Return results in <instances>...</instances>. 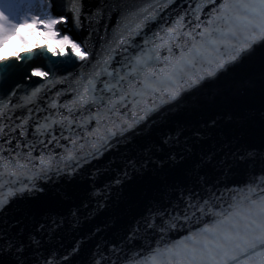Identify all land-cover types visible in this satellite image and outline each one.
<instances>
[{"label":"water","instance_id":"95a60500","mask_svg":"<svg viewBox=\"0 0 264 264\" xmlns=\"http://www.w3.org/2000/svg\"><path fill=\"white\" fill-rule=\"evenodd\" d=\"M104 2L87 0V7L95 11ZM124 2L141 7L151 3L158 7V16L144 29L151 38L153 33L163 35L161 29L171 27L178 15L186 13L185 22L193 24L194 15H199L201 22L207 21L223 0L206 4L200 13L195 9L201 0H172L166 7H159L165 0ZM66 10L67 0H63L59 11ZM113 15L108 12L102 21L109 29L116 26L111 19ZM89 23L84 20L83 28L71 21L58 24V29L63 31L60 36L68 35L81 43L78 37L87 38ZM99 35H104L102 29ZM143 39V35L136 37L141 47ZM96 44L94 34L88 46ZM81 47H84L82 43ZM31 48L34 54L40 51ZM21 55L26 54L21 52ZM126 55L117 56V61ZM5 63L7 68L0 64V103L7 105L6 116H0V126L5 129L0 134V155L13 158L16 153L26 154L31 149L37 167L27 175L12 178L9 187L13 190L26 187L0 210V240L9 237L23 240L28 246V258H38L41 264L45 257L51 264H96L101 254L105 258L101 264L111 261L132 264V260L169 264L165 249L181 241L191 243L187 237L222 217L197 213L201 222L180 219L175 228L161 232L159 225L150 228L145 223L154 207L168 205L169 201L178 203L180 193L191 190L197 194H214L215 211L228 213L232 211L230 205L235 202L236 193L247 192L253 177L262 174L264 41L215 76L191 88L185 87L175 99H168L167 93L149 92L145 101L148 104L154 101L158 107L135 128L110 136L99 153H94L91 145L96 137L90 135L98 127L97 110H100L98 135H106L107 128H112L110 120L120 123L115 115L105 112V105L74 108L70 120L59 123L68 116L65 105L71 107L76 95L72 90L76 87L75 78L87 70L81 67L83 62L72 55L70 48L67 56H53L45 50L39 58L33 55ZM113 66L121 68L119 63ZM32 67H42L45 71L51 68L55 79L67 77L68 80L53 87L40 78L29 79ZM156 67H163V60ZM41 84L44 87L40 93L28 102L26 98ZM103 87L102 83L97 85L96 95H111L99 91ZM120 112L131 118L128 109L120 107ZM138 115L142 116L143 112ZM25 120L26 135H20L17 126ZM45 124L51 128L40 127ZM41 154L53 157L51 169L46 173L40 172L36 159ZM70 155L76 159H69ZM8 190L0 187V196H6ZM247 194L258 198L264 192L257 188L255 193ZM260 259L257 258L256 264H260ZM0 260L3 264H13L14 256L5 250L0 253ZM244 261L245 257L240 256L229 264H244Z\"/></svg>","mask_w":264,"mask_h":264},{"label":"snow or ice","instance_id":"6c2138e0","mask_svg":"<svg viewBox=\"0 0 264 264\" xmlns=\"http://www.w3.org/2000/svg\"><path fill=\"white\" fill-rule=\"evenodd\" d=\"M62 2L63 0H0V64L7 68L5 62L20 61L33 55L39 58L45 50L53 56H67L70 48L72 55L83 62L81 67L87 70L75 78L76 87L72 90L76 95L71 107L65 105L68 116L62 117L59 123L70 120L74 108L89 104L105 105V112L112 113L120 121L118 125L116 120H110L112 128L106 126L107 134L98 135L100 110H97L95 118L98 127L90 133L96 137L91 145L94 153L100 152L110 136L135 128L158 107L154 101L151 104L145 101L149 92L167 93L168 99H175L185 87L191 88L205 78L215 76L242 54L252 50L255 44L264 41V0H223L207 21L201 22L200 16L194 15L195 24L185 22L186 13L178 15L171 27L161 29L163 35L153 33L151 38L144 33L148 23L158 16V7L151 3L141 7L124 0H105L102 6L97 5L96 10L92 11L87 7V0H67V10L60 12ZM171 3L172 0H165L159 7H166ZM213 3L215 0H201L196 5L195 12L200 13L206 4ZM53 11L57 15L53 16ZM33 12L36 14H32ZM108 12L114 13L111 19L116 26L113 29L102 23ZM84 20L90 22V31L87 38L78 37L83 48L81 43L70 39L68 35L55 40V44L52 42L57 36L54 25H64L71 21L83 28ZM93 21L95 23H91ZM37 24L42 28H36ZM101 29L103 36L99 35ZM37 33L43 37V43L34 41L32 46L40 49L39 52L34 54L31 47H18ZM94 34L97 44L89 47L88 41ZM142 35L143 47L136 41V37ZM14 48L17 50H13ZM177 51L179 55H176ZM21 52L26 55L22 56ZM164 52L167 55H162ZM122 53L128 55L117 61L116 57ZM162 60L163 67L157 68L156 65ZM116 63L121 65L120 69L113 66ZM33 77L45 80L53 87L56 83L68 80L67 77L57 80L51 68L45 71L42 67L30 69L28 78ZM100 83L104 87L99 91H106L111 95H96L97 85ZM43 87L41 84V87L34 89L26 100L31 102ZM129 97L132 98L131 108ZM53 107H56L55 102ZM120 107L128 109L130 119L126 118L127 113L120 112ZM6 111L7 105L0 103V116H6ZM139 112H143V115H138ZM26 123L25 120L17 126L20 135H26L23 128ZM40 127L51 128V125ZM4 131V127L0 126V134ZM72 144L75 146L76 141L73 140ZM84 146L80 145L81 148ZM36 159L41 173L51 169L53 157L41 154ZM69 159L76 157L70 155ZM35 167L37 165L33 162L31 149L26 154L18 152L13 158L0 155V187L9 188L6 196H0V210L4 209L17 192L25 190L26 185L15 190L9 187L12 178L27 175ZM124 175L127 176V173ZM119 182L116 180V183ZM257 188L264 192V169L259 177H253L247 192L236 193L235 202L230 205L231 212L215 211L217 205L214 194H197L195 191L185 190L180 193L178 203L169 201L168 205L154 207L151 216L145 218V223L150 228L159 225L160 231L164 232L175 228L180 219L201 222L197 213L200 216L215 214L222 219L192 233L186 238L191 243L181 241L165 249L169 264H229V261H237L240 256L245 257L244 264H256L258 257L261 258L260 264H264V250H257L264 249V195L253 198L247 194L255 193ZM178 211L182 214L173 215ZM27 248L23 240L16 241L12 237L0 240V253L7 250L13 254V264H41L38 258H28ZM159 254L157 250V255ZM104 260L101 254L96 264H101ZM0 264H3L2 260ZM43 264L51 262L45 257ZM110 264L115 262L111 261ZM132 264L144 262L132 260Z\"/></svg>","mask_w":264,"mask_h":264},{"label":"rangeland","instance_id":"374dc122","mask_svg":"<svg viewBox=\"0 0 264 264\" xmlns=\"http://www.w3.org/2000/svg\"><path fill=\"white\" fill-rule=\"evenodd\" d=\"M32 14H36V13L33 12ZM65 24H67V23H65ZM35 27H36V28H42V26L39 25V24L35 25ZM53 28H54V30L57 32V36H56V38L52 41V42L55 44V40H58L61 36H58V31H59L58 26H57V25H54ZM69 37H70V36H69ZM31 39H33L36 43H38V42H43V37L40 36L39 33H37V34L34 35V36H31ZM70 39H72V38L70 37ZM31 46H32V45H29V47H31Z\"/></svg>","mask_w":264,"mask_h":264},{"label":"clouds","instance_id":"9594fccd","mask_svg":"<svg viewBox=\"0 0 264 264\" xmlns=\"http://www.w3.org/2000/svg\"><path fill=\"white\" fill-rule=\"evenodd\" d=\"M33 42H34V40L31 39V36H30V37L28 38L27 43H23V44L19 45L18 47H29V45H32ZM13 50H17V49L14 48Z\"/></svg>","mask_w":264,"mask_h":264},{"label":"trees","instance_id":"16d2710c","mask_svg":"<svg viewBox=\"0 0 264 264\" xmlns=\"http://www.w3.org/2000/svg\"><path fill=\"white\" fill-rule=\"evenodd\" d=\"M53 16H54V14H52ZM61 34V31L60 32H58V36Z\"/></svg>","mask_w":264,"mask_h":264}]
</instances>
